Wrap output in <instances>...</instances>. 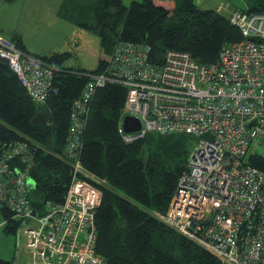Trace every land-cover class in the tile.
Returning a JSON list of instances; mask_svg holds the SVG:
<instances>
[{
	"label": "built area",
	"instance_id": "built-area-1",
	"mask_svg": "<svg viewBox=\"0 0 264 264\" xmlns=\"http://www.w3.org/2000/svg\"><path fill=\"white\" fill-rule=\"evenodd\" d=\"M216 10L226 11L242 34L221 47L216 62L200 63L187 51L168 49L156 63L149 45L117 40L104 71L89 74L70 114L64 151L71 179L62 201L46 200L38 211L30 198L34 160L28 143L0 142V203L17 221L25 264H104L95 249V213L102 199L95 182L104 180L82 166L79 150L89 101L107 82L126 88L117 124L124 141L151 132L196 138L168 208L157 217L221 264H264V169L248 160L264 156V12L223 2ZM0 57L31 99L43 102L54 68L1 32ZM125 116L137 118L140 128L126 132Z\"/></svg>",
	"mask_w": 264,
	"mask_h": 264
},
{
	"label": "trees",
	"instance_id": "trees-1",
	"mask_svg": "<svg viewBox=\"0 0 264 264\" xmlns=\"http://www.w3.org/2000/svg\"><path fill=\"white\" fill-rule=\"evenodd\" d=\"M81 0H78L80 2ZM77 2V3H78ZM80 26L99 37L106 55L117 40L150 46V60L160 63L168 49L184 50L200 63H214L221 47L239 41L242 34L227 14L216 7L201 8L195 0H84ZM80 9V11H79ZM238 9V8H233ZM247 12H264V0H247ZM9 38L26 50L21 35ZM40 57L53 70L43 102L28 95L6 59L0 57V142L26 141L34 163L30 170L32 205L39 211L44 201H62L71 179V159L65 153L70 114L89 74L104 71L105 58L88 70L67 64L69 51ZM126 88L107 82L97 86L89 101L81 134L79 160L104 181L96 209L95 249L104 264H221L205 248L160 220L176 189L179 175L188 167L196 138L181 133H148L126 142L117 124ZM249 162L264 169V156L252 154ZM4 230L15 233L17 221L2 204ZM0 264H14L0 257Z\"/></svg>",
	"mask_w": 264,
	"mask_h": 264
},
{
	"label": "crops",
	"instance_id": "crops-1",
	"mask_svg": "<svg viewBox=\"0 0 264 264\" xmlns=\"http://www.w3.org/2000/svg\"><path fill=\"white\" fill-rule=\"evenodd\" d=\"M26 1L28 3V13L31 14L40 24L47 25V28L49 29L54 28V37L57 38L55 40L61 41L57 43L53 40L55 42L53 45L30 43V40L24 38L18 31H15L21 35L22 42L30 54L46 55L51 52L69 51L71 57L68 59L67 64L88 70L94 69L98 61L106 57V54L103 53L100 47L99 37L80 26L81 20L79 13L76 17V13L74 12L77 7L81 9L80 5L77 3L78 0ZM155 1L158 3H164L169 0ZM216 5H214V7ZM29 7L34 8V14L31 13ZM39 36L40 35H37L35 38H38Z\"/></svg>",
	"mask_w": 264,
	"mask_h": 264
},
{
	"label": "rangeland",
	"instance_id": "rangeland-1",
	"mask_svg": "<svg viewBox=\"0 0 264 264\" xmlns=\"http://www.w3.org/2000/svg\"><path fill=\"white\" fill-rule=\"evenodd\" d=\"M131 0H123V3L129 5ZM201 8H212L214 5L223 2L229 5V8L243 9L247 8V0H195ZM82 5L84 0L78 2ZM26 0H0V32L9 37L15 31H18L24 38L30 40V43L44 45L54 44V28H47V25L40 24L36 19L28 13ZM217 6V5H216ZM215 6V7H216ZM30 8V7H29ZM30 11L34 14V8ZM223 13L227 14L226 11ZM40 35L38 38H35ZM60 37V35H59ZM57 43L61 42L55 40ZM110 53V52H109ZM193 148V147H192ZM192 150V149H191ZM256 152H260V148H255ZM102 182V181H101ZM100 182H95L98 184ZM2 203H0V208ZM4 218L0 211V257L11 260L15 264H25L26 253L23 243L17 233H9L4 230Z\"/></svg>",
	"mask_w": 264,
	"mask_h": 264
},
{
	"label": "water",
	"instance_id": "water-1",
	"mask_svg": "<svg viewBox=\"0 0 264 264\" xmlns=\"http://www.w3.org/2000/svg\"><path fill=\"white\" fill-rule=\"evenodd\" d=\"M122 126H123V128H124V130L126 132L135 131V130L140 128V121L137 118H135V117L125 116L123 118ZM28 183L30 185H32L33 181L32 180H28ZM33 213H35V212H33Z\"/></svg>",
	"mask_w": 264,
	"mask_h": 264
}]
</instances>
